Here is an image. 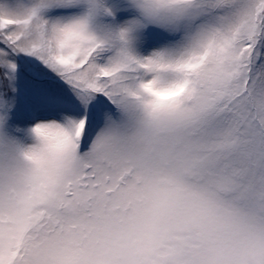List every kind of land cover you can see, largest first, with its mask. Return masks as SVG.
<instances>
[{
  "label": "snow or ice",
  "instance_id": "snow-or-ice-1",
  "mask_svg": "<svg viewBox=\"0 0 264 264\" xmlns=\"http://www.w3.org/2000/svg\"><path fill=\"white\" fill-rule=\"evenodd\" d=\"M0 264H264V0H0Z\"/></svg>",
  "mask_w": 264,
  "mask_h": 264
}]
</instances>
